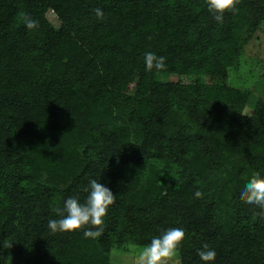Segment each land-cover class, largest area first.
Returning a JSON list of instances; mask_svg holds the SVG:
<instances>
[{"label": "trees", "instance_id": "trees-1", "mask_svg": "<svg viewBox=\"0 0 264 264\" xmlns=\"http://www.w3.org/2000/svg\"><path fill=\"white\" fill-rule=\"evenodd\" d=\"M237 7L221 24L206 0H0V264H110L170 227L178 264L205 243L215 264H264V215L238 196L264 173V102L244 114L251 91L228 83L264 0ZM89 179L116 195L103 234L50 233Z\"/></svg>", "mask_w": 264, "mask_h": 264}, {"label": "clouds", "instance_id": "clouds-1", "mask_svg": "<svg viewBox=\"0 0 264 264\" xmlns=\"http://www.w3.org/2000/svg\"><path fill=\"white\" fill-rule=\"evenodd\" d=\"M240 0H206L209 12L218 23L224 22V13L238 11ZM96 16L103 19V11L95 10ZM26 29L33 30L39 27V21L30 14L25 13L22 17ZM144 70H162L166 68V57L154 52H145ZM86 193L83 199L79 195L68 196L63 205L54 208L57 218L49 219L47 228L50 233H73L82 231L85 238H99L105 228L108 210L116 201L112 189L97 179H89L83 189ZM204 193L200 190L194 192L196 198H202ZM238 196L244 203L255 205L264 215V173L254 170L243 179L239 187ZM185 229L182 227H170L162 230L159 235L153 236L150 243L139 250L136 264H168L178 255V251L185 240ZM197 255L202 264H215L216 251L205 243L198 248Z\"/></svg>", "mask_w": 264, "mask_h": 264}, {"label": "rangeland", "instance_id": "rangeland-1", "mask_svg": "<svg viewBox=\"0 0 264 264\" xmlns=\"http://www.w3.org/2000/svg\"><path fill=\"white\" fill-rule=\"evenodd\" d=\"M47 18L57 24L53 12L49 11ZM228 83L251 91L252 101L244 108V114L249 115L253 111L257 99L261 98L264 102V20L255 30L245 34L237 61L228 68ZM143 247L132 244L114 245L110 251V264H136L138 252ZM178 256L168 263L178 264Z\"/></svg>", "mask_w": 264, "mask_h": 264}]
</instances>
